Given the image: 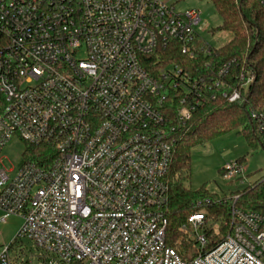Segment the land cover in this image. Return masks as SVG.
Listing matches in <instances>:
<instances>
[{
  "label": "built area",
  "instance_id": "1",
  "mask_svg": "<svg viewBox=\"0 0 264 264\" xmlns=\"http://www.w3.org/2000/svg\"><path fill=\"white\" fill-rule=\"evenodd\" d=\"M199 22L169 0H0V150L13 138L54 149L49 163L0 168V221L19 216L15 238L48 264H264V217L234 204L229 233L207 251L185 260L166 243L177 136L194 111L242 100L254 81L234 60L157 64L170 43L189 59L208 54ZM249 116L264 137V111ZM242 171L230 161L221 176ZM206 221L194 213L182 226L200 248ZM9 248L0 264H15Z\"/></svg>",
  "mask_w": 264,
  "mask_h": 264
},
{
  "label": "trees",
  "instance_id": "2",
  "mask_svg": "<svg viewBox=\"0 0 264 264\" xmlns=\"http://www.w3.org/2000/svg\"><path fill=\"white\" fill-rule=\"evenodd\" d=\"M221 19L219 30L232 34L230 41L219 48H211L208 54H199L198 59H189L182 55L178 45L168 44L160 51L159 65L177 63L190 70L195 67L204 71L205 65L217 67L223 62L234 60L233 73L249 72L254 81L248 86L244 98L229 102L224 98L210 102L193 112L186 126L177 136L172 153L167 178L169 183L166 228V243L174 248L185 260H190L200 252H205L220 242L230 231V210L232 204L245 211H255L264 217V177L223 196L210 194L206 189L192 190L183 184L189 177L191 150L230 131L240 132L245 136L249 146H261L264 149V137L254 132L249 116V108L264 111V7L258 0H209ZM156 57H152L155 60ZM54 149L47 145H29L24 142L23 159L38 163H49ZM240 164L243 160L236 159ZM222 175V168L220 169ZM237 196L234 198V196ZM232 196V197H231ZM208 198L209 203L204 200ZM200 205H196L197 201ZM204 213L207 221L202 231L208 244L204 248L196 247L189 233L182 228L190 215ZM218 225L217 230L214 229ZM264 229V224H263ZM14 238L9 247L17 243ZM15 248V264H29L20 261L18 249ZM48 257L47 254H44Z\"/></svg>",
  "mask_w": 264,
  "mask_h": 264
},
{
  "label": "rangeland",
  "instance_id": "3",
  "mask_svg": "<svg viewBox=\"0 0 264 264\" xmlns=\"http://www.w3.org/2000/svg\"><path fill=\"white\" fill-rule=\"evenodd\" d=\"M169 1L174 4L177 11L188 8H196L200 11L197 32L209 48H219L232 38L230 32L217 29L221 19L209 0ZM23 151L24 142L18 138L11 139L0 150V168L3 167L10 174L14 173L23 162ZM240 158L243 160L242 174L231 180H225L221 176L220 169L227 162ZM262 177H264V149L259 145L249 146L242 133L230 131L191 150L189 177L183 179V184L192 190L204 188L210 194L222 198L232 195L230 193L236 190L244 189ZM21 222V218L17 215H10L6 221H0V250L16 237ZM217 228L216 224L214 229ZM20 243L23 244L18 249L20 261L29 264H48L49 259L44 255V250L27 239H18L16 245L9 248L11 259L15 258V248ZM195 246L199 247L196 243Z\"/></svg>",
  "mask_w": 264,
  "mask_h": 264
}]
</instances>
